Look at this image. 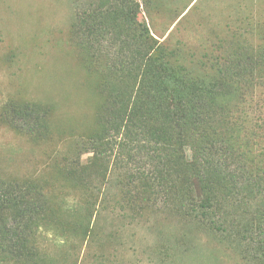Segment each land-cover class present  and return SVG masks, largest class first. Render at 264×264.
Instances as JSON below:
<instances>
[{
    "label": "rangeland",
    "instance_id": "374dc122",
    "mask_svg": "<svg viewBox=\"0 0 264 264\" xmlns=\"http://www.w3.org/2000/svg\"><path fill=\"white\" fill-rule=\"evenodd\" d=\"M83 17L121 35L87 43ZM122 37L132 65L113 56ZM235 53L252 64L243 69L263 61L244 87L246 103L264 98V0H0V183L50 208L49 221L27 233L28 251L0 252V264H262L254 200L225 207L214 230L185 206L193 197L183 184L166 199L148 194L91 145L112 95L151 80L172 91L187 87L182 78L207 84ZM226 90L217 102L242 103ZM19 108L37 118L31 131ZM14 210L2 207V224Z\"/></svg>",
    "mask_w": 264,
    "mask_h": 264
},
{
    "label": "trees",
    "instance_id": "16d2710c",
    "mask_svg": "<svg viewBox=\"0 0 264 264\" xmlns=\"http://www.w3.org/2000/svg\"><path fill=\"white\" fill-rule=\"evenodd\" d=\"M83 19L82 35L87 43L90 38L111 43L121 35L114 25ZM118 44L113 56H119L121 65L124 56L132 58V54L124 37ZM143 49L149 52L153 45L146 42ZM231 56L233 60L220 67L207 84L199 78L172 77L187 85L172 91L163 83V88L154 85L149 77L151 82L135 91L112 95L100 133L91 145L98 155L112 157L127 181L140 180L141 189L148 194L166 199L178 188L177 183L183 184L186 196L193 197L184 205L214 230L222 229L228 215L225 207L230 211L234 201L254 200V241L264 264V98L246 103L252 98L244 87L247 81L257 80L255 67L263 61L254 58L253 67L243 69L252 65L244 62L249 59L239 53ZM132 60L131 65L137 61ZM223 88L226 93L239 92L242 103L231 109L217 102ZM15 113L33 122L30 131L35 127L37 118L29 110L19 108ZM26 191L0 183V210L4 206L15 208L12 223L0 221V252L6 255L28 251L27 233L50 219V208L41 195L30 199V190ZM196 191L199 199L194 198Z\"/></svg>",
    "mask_w": 264,
    "mask_h": 264
}]
</instances>
